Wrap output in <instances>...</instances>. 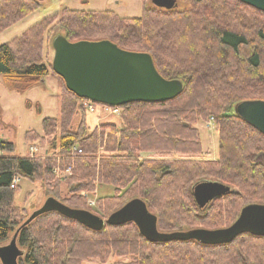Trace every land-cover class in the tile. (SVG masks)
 <instances>
[{"label": "trees", "instance_id": "obj_1", "mask_svg": "<svg viewBox=\"0 0 264 264\" xmlns=\"http://www.w3.org/2000/svg\"><path fill=\"white\" fill-rule=\"evenodd\" d=\"M189 3L183 10L144 3L135 18L65 7L0 45V75L19 93L54 74L45 59L57 35L71 43L105 40L121 50L147 53L161 77L183 85L169 101L121 106L120 126L101 123L89 130L84 102L90 101L68 91L58 77L59 117L44 118L41 133L24 135L34 147L52 137L45 153L17 156L15 144L0 139V246L17 232L23 251L17 264H107L111 259L110 264H264V237L243 234L216 246L194 240L150 243L133 223L93 231L57 212L23 225L29 216L14 203L19 188H11L14 179L41 183L46 198L88 211V195L109 186L112 194L97 200L101 214H94L106 219L138 198L157 217L161 232L226 228L244 206L264 204V135L234 113L238 103L264 101V13L237 0ZM38 6L36 0H0V32ZM1 114L0 107V122ZM207 119L218 139L216 159L207 157L195 125ZM75 148L81 153L73 155ZM145 152L152 156L140 158ZM202 181L221 183L230 192L199 208L192 189Z\"/></svg>", "mask_w": 264, "mask_h": 264}, {"label": "water", "instance_id": "obj_2", "mask_svg": "<svg viewBox=\"0 0 264 264\" xmlns=\"http://www.w3.org/2000/svg\"><path fill=\"white\" fill-rule=\"evenodd\" d=\"M237 1L264 13V0ZM152 2L156 8L165 10L175 5V0ZM52 49L54 74L64 81L68 91L93 103L109 107L134 102L162 103L178 96L183 88L181 81L161 77L149 54L121 50L109 41L71 43L62 35H57L52 41ZM234 113L264 135V101H243L235 105ZM229 192L227 186L211 181L199 182L192 189L199 208H205L212 200ZM49 212H57L93 231L101 230L104 225L117 227L133 223L140 235L150 243L194 240L202 245L216 246L229 244L243 234L264 237V204L244 206L234 223L226 228L161 232L157 228V217L138 198L130 200L103 219L88 210L70 208L47 197L23 225ZM16 235L17 232L7 244L0 246L1 264H17L18 258L23 255L16 244Z\"/></svg>", "mask_w": 264, "mask_h": 264}, {"label": "rangeland", "instance_id": "obj_3", "mask_svg": "<svg viewBox=\"0 0 264 264\" xmlns=\"http://www.w3.org/2000/svg\"><path fill=\"white\" fill-rule=\"evenodd\" d=\"M37 2L39 6L34 12L0 32V45L9 42L13 38L20 37L25 30L46 17L59 14L65 7L72 10H109L122 18L139 17L142 14L144 3L150 8L155 7L152 0H43ZM189 4V0H175V5L172 9L183 10L188 8ZM251 23L247 22L246 24L252 25ZM52 58L53 52L48 49L46 62L50 61L52 63ZM60 86L61 82L58 76L51 74L44 78V81L39 85L19 93L10 90L4 84L2 75H0V107L2 110L0 139L8 140L15 144V155H29V148L32 144L26 143L24 139L27 131L32 130L41 133V124L44 118L59 117ZM98 107L100 106L98 105ZM38 109L39 111H37ZM118 112L109 113L100 108H97L93 113L86 112L89 130L101 123H113L120 126L122 109L120 108ZM195 125L199 129L200 141L207 157L216 159L219 155L218 139L212 120H198ZM55 137H58V130ZM51 139L52 137L44 139V146H35L38 156H42L45 153L48 142ZM151 156L152 154L148 152L139 154V157L143 159ZM18 187L14 196V203L25 210L28 217L34 210L43 205L46 200L45 191L41 183L33 182L26 178H20ZM61 191L62 194L65 193L64 185H61ZM112 192L113 189L109 186L97 187L93 194L88 195L87 204L90 200L94 201V205L89 206L91 208L90 211L101 214V211L97 210V200L106 195H111ZM111 261L112 259L107 264H110Z\"/></svg>", "mask_w": 264, "mask_h": 264}, {"label": "built area", "instance_id": "obj_4", "mask_svg": "<svg viewBox=\"0 0 264 264\" xmlns=\"http://www.w3.org/2000/svg\"><path fill=\"white\" fill-rule=\"evenodd\" d=\"M84 106H85V110H86L87 112H89V113H93V112H95V110H96L97 108H100V109H102L103 111H105V112H109V113H119L118 110L120 109V107H109V106H105V105H102V106L98 107V106L93 105L91 102H84ZM72 152H73V155H76V154H80V153H81V150L75 148V149H73ZM29 156H30V157L38 156V154H37V148H36V147L31 146V147L29 148ZM69 170H70V169L68 168L63 174L68 173ZM54 172H55L57 175H59V176H62V175H63V174H61L60 172H58L57 169H55ZM18 182H19V179H14L13 182H12V184H11V188H14V186H15L16 184H18ZM87 205H88V206H93V205H94V201H93V200H92V201H91V200L88 201V204H87Z\"/></svg>", "mask_w": 264, "mask_h": 264}]
</instances>
